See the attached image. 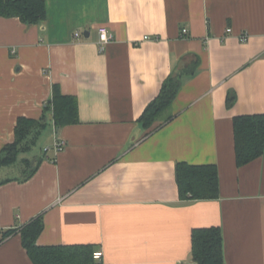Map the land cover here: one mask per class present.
<instances>
[{
    "label": "crops",
    "instance_id": "1",
    "mask_svg": "<svg viewBox=\"0 0 264 264\" xmlns=\"http://www.w3.org/2000/svg\"><path fill=\"white\" fill-rule=\"evenodd\" d=\"M45 1L37 25L0 17V152L54 85L76 98L79 122L57 130L47 115L53 146L28 181L30 158L22 175L0 168V228L43 216L41 247L93 245L95 264H188L192 231L219 226L226 264H264V155L239 167L234 132L235 117L264 114V0ZM101 27L115 36L103 52ZM171 76L179 93L147 129L141 115ZM185 162L216 165L219 198L181 200ZM0 264H34L20 233Z\"/></svg>",
    "mask_w": 264,
    "mask_h": 264
},
{
    "label": "trees",
    "instance_id": "2",
    "mask_svg": "<svg viewBox=\"0 0 264 264\" xmlns=\"http://www.w3.org/2000/svg\"><path fill=\"white\" fill-rule=\"evenodd\" d=\"M45 0H0V17L17 18L22 23L37 25L47 17ZM181 87L179 77H169L163 84L159 96L148 105L141 115L140 122L151 129L169 109ZM53 100L44 107L39 120L20 117L15 127L14 142L3 147L0 152V168L16 163L22 154L36 144L41 130L45 129L47 115L53 112L57 130L79 122L78 103L74 96L61 93L54 85ZM235 100L229 94L227 104ZM236 161L243 167L264 155V114L241 115L234 119ZM40 160L31 166L26 162L27 172L24 181H28L39 169ZM31 166V167H30ZM178 191L181 200H215L220 196L219 176L216 165L178 164ZM43 216L29 222L22 229L1 230L0 244L6 238L20 233L23 246L34 264H95V246H38V238L43 233ZM192 260L197 264H226L224 261L223 233L219 226L202 227L192 231Z\"/></svg>",
    "mask_w": 264,
    "mask_h": 264
},
{
    "label": "rangeland",
    "instance_id": "3",
    "mask_svg": "<svg viewBox=\"0 0 264 264\" xmlns=\"http://www.w3.org/2000/svg\"><path fill=\"white\" fill-rule=\"evenodd\" d=\"M53 142V128L52 125L48 123V126L45 129L41 130V134L38 137L36 144L32 146L31 150L28 151L27 154H23L20 156L18 161L11 167L12 169H9L11 171H9V173H5L4 177H7L8 175H11L13 177L15 175H22L24 169L22 164L23 158H30L31 160H33L31 166H35V159L40 158L44 154H46V151L53 146ZM0 177H2V175Z\"/></svg>",
    "mask_w": 264,
    "mask_h": 264
},
{
    "label": "built area",
    "instance_id": "4",
    "mask_svg": "<svg viewBox=\"0 0 264 264\" xmlns=\"http://www.w3.org/2000/svg\"><path fill=\"white\" fill-rule=\"evenodd\" d=\"M226 32L232 33V30L230 28H228ZM186 33H187V29H184L183 30V34H186ZM80 36H81L80 33H76V35H75V37H77V38H81ZM99 36H100V39H99V42H98V46H99V50L103 52V51H105L104 50L105 47L107 45H109L112 41H114L115 36L111 32H109L106 27L99 28ZM145 39H148V38H145ZM247 40H248V35H246V34H244V35H242L240 37V41L241 42H246ZM65 146H66V142L65 141L56 139V141L54 143L55 151L59 152ZM1 230H2V228H0V234H1ZM102 259H103V252H95L94 260L97 263H102Z\"/></svg>",
    "mask_w": 264,
    "mask_h": 264
},
{
    "label": "water",
    "instance_id": "5",
    "mask_svg": "<svg viewBox=\"0 0 264 264\" xmlns=\"http://www.w3.org/2000/svg\"><path fill=\"white\" fill-rule=\"evenodd\" d=\"M188 264H197V263H195V262H192V263H188Z\"/></svg>",
    "mask_w": 264,
    "mask_h": 264
}]
</instances>
